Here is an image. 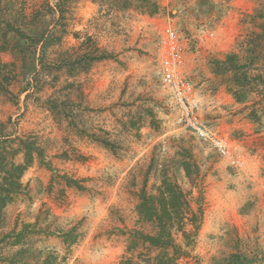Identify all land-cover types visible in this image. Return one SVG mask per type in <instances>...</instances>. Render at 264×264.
Masks as SVG:
<instances>
[{"label":"rangeland","instance_id":"rangeland-1","mask_svg":"<svg viewBox=\"0 0 264 264\" xmlns=\"http://www.w3.org/2000/svg\"><path fill=\"white\" fill-rule=\"evenodd\" d=\"M167 26L202 124L239 166L176 125ZM89 50L104 59L83 70ZM2 65L1 153L36 150L1 212L0 264H264V0H0ZM165 179L196 220L161 251L136 206Z\"/></svg>","mask_w":264,"mask_h":264},{"label":"trees","instance_id":"trees-1","mask_svg":"<svg viewBox=\"0 0 264 264\" xmlns=\"http://www.w3.org/2000/svg\"><path fill=\"white\" fill-rule=\"evenodd\" d=\"M26 39L31 40L29 37ZM102 59H104L102 54L89 50V52L79 55L76 60L83 65L82 69L86 70L90 64ZM234 59V55H229L225 61V65L230 64L233 69H237L236 66H233ZM5 67L7 65H2L0 69ZM103 143L106 146L110 145L108 142ZM19 146L20 151L23 153V159L22 163L16 164L13 162L15 154H12L9 159L6 158L1 153L3 147L0 145V217L2 210L13 202L14 195L19 193L21 188L20 179L34 161L33 155L36 149L32 147V143L28 140H19ZM181 166L185 178L190 184H193L198 170L196 164L190 158H182ZM136 213L139 220L155 225V234L143 237L151 247L158 248L161 251H167L168 247L173 243L171 237L172 229L186 236L184 227L187 223H193L196 220V214L192 210L184 191L179 185L166 179L162 181L161 186L157 188L154 195H147L142 191L139 203L136 206ZM123 264L140 263H132L130 260H127ZM154 264H167V262H165L163 255L159 254L155 256Z\"/></svg>","mask_w":264,"mask_h":264},{"label":"built area","instance_id":"built-area-1","mask_svg":"<svg viewBox=\"0 0 264 264\" xmlns=\"http://www.w3.org/2000/svg\"><path fill=\"white\" fill-rule=\"evenodd\" d=\"M212 36L213 34L210 33L209 37ZM178 42L179 36L175 29L167 26L163 34L167 66L166 85L171 92L175 123L198 139L210 142L221 157L226 158L232 165L239 166L240 158L235 155L229 145L213 137L201 122L200 106L193 96L191 82L182 73L183 59Z\"/></svg>","mask_w":264,"mask_h":264}]
</instances>
